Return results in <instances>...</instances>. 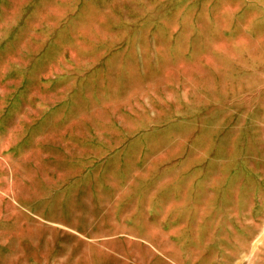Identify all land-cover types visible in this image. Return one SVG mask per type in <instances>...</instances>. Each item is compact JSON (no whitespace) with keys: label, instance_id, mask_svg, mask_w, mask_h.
<instances>
[{"label":"rangeland","instance_id":"374dc122","mask_svg":"<svg viewBox=\"0 0 264 264\" xmlns=\"http://www.w3.org/2000/svg\"><path fill=\"white\" fill-rule=\"evenodd\" d=\"M0 264H264V0H0Z\"/></svg>","mask_w":264,"mask_h":264}]
</instances>
